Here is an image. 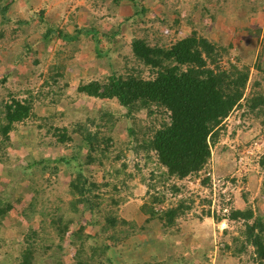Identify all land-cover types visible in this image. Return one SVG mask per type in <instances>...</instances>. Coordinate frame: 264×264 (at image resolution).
<instances>
[{
	"label": "rangeland",
	"instance_id": "rangeland-1",
	"mask_svg": "<svg viewBox=\"0 0 264 264\" xmlns=\"http://www.w3.org/2000/svg\"><path fill=\"white\" fill-rule=\"evenodd\" d=\"M6 1L11 3L6 20L0 16V123H4V104L12 100L29 102L33 115L16 123L8 133L5 146L9 161L5 159L0 163V198L6 201L3 192L11 191L7 195L12 203L11 210L1 220L0 239L5 240L6 248L0 250V260L6 253L15 256L17 244L23 242L29 225L22 210L33 191L39 193V198L43 196L42 204L48 209L58 200L67 201L70 197L65 191L72 177L69 171L81 168L90 182L108 183L98 191L105 200L101 208L116 211L120 219L133 222L137 227L128 237L125 236L131 233L128 226L120 227L123 243L107 252L113 264H122L117 261L122 262L124 256L134 253V246L136 249L142 247L148 227L152 231L157 229V233L150 234L154 243L149 244L148 257L141 261L139 257H130L134 261L132 264H149L154 257L159 264H169V251L176 256L182 254L186 260L182 262L189 263L181 244L184 240L189 244L193 235L200 236V231L192 230L193 227L202 228L201 225L211 230L213 244L201 246L200 256L191 252V264L195 261L208 264L210 252L215 250V264H252L254 250L246 246L241 234L245 224L230 220L228 215L234 209L250 208L254 216H264L261 191L264 170L257 163L264 154V115L248 112L245 102L254 93L264 96V0H137L135 6L131 0ZM141 6L146 9L144 14ZM89 29H95L100 38L97 50L93 39L84 32ZM48 30H52V35H45ZM193 31L215 43L216 47L226 49L220 68L228 69L230 63H236L238 68L248 71V81L240 107L234 108L223 121L219 141L212 149V158L206 168L197 177L181 181L167 178L166 169L153 154L148 160L145 153L130 147L129 127L135 125L140 137L148 126L158 128L160 119L156 121L145 110L127 117L125 109L116 101L87 97L77 88L93 80L104 81L112 71L152 78L151 70L135 58L132 40L144 39L150 46L168 47ZM105 114L111 116L110 123ZM85 118L95 120L90 128L99 130L101 142L100 148L93 153L96 161L88 163L85 161L86 147L73 150L74 144L62 145L53 131L48 132L49 127L71 130L77 119ZM109 125H112L111 130ZM106 137H111V141L104 143L103 148L102 139ZM75 154L78 157L72 167L66 170L62 165L56 174L50 171L42 174V166L37 164L25 173L26 176H16L13 170V163L26 166L33 159L41 161ZM208 171L209 183L204 182ZM10 174H13L12 179ZM173 186L180 191L174 193ZM159 196L164 201L153 202ZM109 199L117 201L116 205L108 204ZM181 199L186 200L183 206L189 208L183 210L174 226L166 227L165 222L158 219H154L153 225L145 222L149 216L140 210L143 203L152 205L158 215H163ZM40 219L37 214L32 223L39 224ZM89 219L90 214L83 213L77 225L70 227L60 243L61 248L58 239L51 243L40 237L39 246L50 244V249L41 252L44 264L57 260L75 264L76 248L71 241L81 225L88 235L100 242L105 236L101 233L103 221L94 226L88 223ZM139 227L144 229L138 231ZM89 242L95 241L90 239ZM104 243L111 245L109 241L103 240ZM118 249L122 253L117 252ZM99 260L104 259L101 256Z\"/></svg>",
	"mask_w": 264,
	"mask_h": 264
},
{
	"label": "trees",
	"instance_id": "trees-1",
	"mask_svg": "<svg viewBox=\"0 0 264 264\" xmlns=\"http://www.w3.org/2000/svg\"><path fill=\"white\" fill-rule=\"evenodd\" d=\"M131 1L135 6L137 0ZM10 4L6 0H0V16L3 21L6 20V12ZM140 11L144 14L146 9L141 6ZM84 32L93 39L95 47L100 43L95 29ZM45 35H52V30H48ZM45 39L49 38L45 37ZM131 46L135 58L151 70L152 78L143 79L140 76L122 75L112 71L106 80L90 81L79 86L77 91L94 99L116 101L125 109L127 117H133L134 114L145 110L154 116L156 121L160 119L158 128H155L154 125L148 126L140 137L137 135L135 125L129 127L127 131L130 147L136 152L145 153L148 160H151V154H153L158 163L166 169L165 175L169 179L175 178L182 181L187 178H195L206 168L212 158V149L219 141L223 121L234 108L240 107V101L243 99L248 81V71L244 70V67L238 68L236 63H230L228 69L220 68L219 63L226 49L216 47L215 43L205 37L198 36L195 31L168 47L150 46L144 39L136 38L132 40ZM97 55L101 56L98 51ZM245 102L248 112L264 115V96L261 93H254ZM31 108V104L25 101L12 100L10 103L4 104L2 111L4 123H0V135L2 136L0 163H3L5 159L9 161L6 152L8 147L5 146L8 144V133L16 123H22L32 117ZM104 116L110 123L111 116L107 114ZM262 124L264 125V122ZM91 125H95V120L77 119L71 130L49 127L48 132L53 131L52 134L57 142L62 145L68 142L74 144L73 150H77L81 146L86 147L85 161L88 163L96 161L94 154L100 148L98 145H101L98 136L99 130H91ZM108 128L111 130L112 125H109ZM110 141L111 137L102 139L103 148L104 143L109 144ZM101 153L104 154V151ZM77 157L78 154L62 155L56 159L41 161L33 159L34 161L26 166L13 163V170L17 172L16 176H26L25 173L32 169L34 164H37L42 166L40 170L42 174L48 171L56 174L62 165L66 170L71 168ZM257 163L260 169L264 170V154L259 157ZM69 173L72 177L67 183L65 191L70 197L67 201L58 200L54 207L48 209L42 204L43 196L39 198V193L33 191V196L22 210V216L29 225L23 242L21 245L17 244L18 249H16L15 256L11 257L6 253V256L0 260V264H44L41 252L50 249V244L39 246L40 237L51 243L58 239V247L61 248L60 243L66 238L70 227L77 225V221L82 219L83 213L90 214L88 223L94 226L100 224L101 220L103 221L101 233L103 232L105 236L101 237L98 242L97 238L88 235L84 225L79 226L71 241L72 246L76 248L74 263L102 264L101 261H103V264H113L107 252L123 243V230L120 227L128 226V229L131 230V233H125L126 237L132 236L137 227L133 222L120 219L116 211L101 208L104 199L101 198L98 191L108 183L101 185L90 182L84 169L81 168L74 172L69 171ZM9 177L12 179L13 174H10ZM204 182H210L208 176ZM113 188L117 190L116 185H113ZM171 190L174 193L180 191L176 186L171 187ZM261 191L264 195V179ZM10 193L11 191L3 192L7 202L0 198V226L1 220L12 208V203L7 195ZM107 201L111 205L117 203L114 199ZM163 201L162 196L153 200L155 203ZM185 201V199H181L175 207L167 208L163 215H158L153 206L146 202L142 204L140 210L148 213L149 217L145 221L147 224L152 223L153 225L154 219H158L164 221L166 227L174 226L183 210L189 208L183 206ZM37 214L41 219L39 224L35 225L32 220ZM206 214L208 215L209 212ZM228 218L244 222L245 229L241 234L246 246H251L254 250L255 257L252 264H264V216H254V211L246 208L232 210ZM139 229H144V227H139L138 231ZM152 232L157 233V229L152 231L151 227H148L143 235L146 238L141 243L144 249L154 243V239L150 237ZM90 239L95 242L90 244ZM103 240L104 242L109 241L111 245L103 244ZM101 243L102 245H100ZM4 244H6L5 240L0 239V250L6 248ZM142 247L137 248L142 249ZM134 250H137L136 246H134ZM183 251L188 253L186 250ZM117 252L122 253L119 249ZM169 253L171 254L167 263L171 264L174 261V264H189L184 263L186 260L181 253V256L173 255V251H169ZM101 256L104 260H99ZM183 259L184 262H182ZM154 260H156L155 257L151 258L153 262L149 264H159ZM52 264L63 263L57 260Z\"/></svg>",
	"mask_w": 264,
	"mask_h": 264
},
{
	"label": "crops",
	"instance_id": "crops-1",
	"mask_svg": "<svg viewBox=\"0 0 264 264\" xmlns=\"http://www.w3.org/2000/svg\"><path fill=\"white\" fill-rule=\"evenodd\" d=\"M202 228H198V227H193L194 230L192 231H200V236H196L193 235V238L189 239V244L182 242L181 244V248L182 250H186L188 251V253L186 252L185 256L187 257V259L189 260V264H191V252H195L197 253L198 256H200L201 251L200 248L203 245H208V247H210L213 243L210 237V229H208L207 227H205L204 225H201ZM196 239H195V237ZM149 246V245H148ZM150 247V246H149ZM180 247V246H179ZM206 248V247H204ZM151 248H146L144 249V247H142V249H137L134 251V253H131L130 256H124V259L122 262H120L119 260L117 261L118 263H122V264H132L133 262L130 260V257H139L138 260H146L147 259V255L148 252H150ZM147 251V252H145ZM180 254V253H179ZM220 260V259H219ZM193 264H199V261H195Z\"/></svg>",
	"mask_w": 264,
	"mask_h": 264
},
{
	"label": "clouds",
	"instance_id": "clouds-1",
	"mask_svg": "<svg viewBox=\"0 0 264 264\" xmlns=\"http://www.w3.org/2000/svg\"><path fill=\"white\" fill-rule=\"evenodd\" d=\"M207 176L208 177L210 176V173L209 172L207 173ZM224 210H226V209H223V212H226ZM214 249H215V246H214ZM215 253H216V250L213 251V252H210V256H209V259H208V264H215L214 263V258H215V261H216V257H217ZM211 256H213V257L211 258Z\"/></svg>",
	"mask_w": 264,
	"mask_h": 264
},
{
	"label": "built area",
	"instance_id": "built-area-1",
	"mask_svg": "<svg viewBox=\"0 0 264 264\" xmlns=\"http://www.w3.org/2000/svg\"><path fill=\"white\" fill-rule=\"evenodd\" d=\"M224 211H226V210H224Z\"/></svg>",
	"mask_w": 264,
	"mask_h": 264
}]
</instances>
